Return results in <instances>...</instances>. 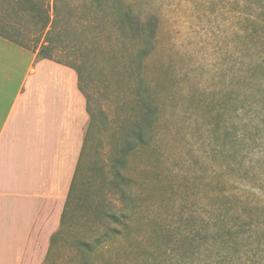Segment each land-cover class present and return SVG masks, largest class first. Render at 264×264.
Masks as SVG:
<instances>
[{"label":"rangeland","instance_id":"1","mask_svg":"<svg viewBox=\"0 0 264 264\" xmlns=\"http://www.w3.org/2000/svg\"><path fill=\"white\" fill-rule=\"evenodd\" d=\"M69 1L61 16L83 26L66 23L57 56L78 66L90 116L45 264H264V0H120L155 17L152 47L112 8L73 0V19Z\"/></svg>","mask_w":264,"mask_h":264},{"label":"crops","instance_id":"2","mask_svg":"<svg viewBox=\"0 0 264 264\" xmlns=\"http://www.w3.org/2000/svg\"><path fill=\"white\" fill-rule=\"evenodd\" d=\"M88 122L73 69L0 37V264H45Z\"/></svg>","mask_w":264,"mask_h":264},{"label":"trees","instance_id":"3","mask_svg":"<svg viewBox=\"0 0 264 264\" xmlns=\"http://www.w3.org/2000/svg\"><path fill=\"white\" fill-rule=\"evenodd\" d=\"M73 0L67 3L65 8L67 9V14L72 15L73 19L74 13L78 12L79 9H75L70 4ZM93 4L92 9L94 13L98 15L105 14L108 10L112 8L114 14L117 15L119 20V26L127 31L131 36L132 42H141L152 47L153 42L156 38V19L155 17H149L147 19H142L138 15L131 4L116 0L112 5L111 0H90ZM250 1V0H246ZM263 0H256L254 2L258 7L263 6ZM62 0H0V37L14 43L15 45L27 49L33 53H36L38 59H47L55 63L64 65L73 69L77 75V86L86 101V110L90 116L89 106L87 99L81 86V73L77 65H73L68 62H64L59 54V45L57 44V39L55 36H59L61 32H64L66 23L71 24L72 29L76 30L81 28L83 25L77 20L72 21L71 19L66 20L65 17L61 16L62 11ZM114 6V7H113ZM264 8V6H263ZM70 16L68 18H70ZM248 21V20H247ZM87 23V22H86ZM249 27V26H247ZM252 28L255 30L257 36L260 37L262 33V26L258 23H253ZM245 26H242V30H246ZM246 34V32H244ZM249 37V35H247ZM148 50L139 51L140 56L147 54ZM148 93V89L146 91ZM153 104L150 99H147L142 106L144 115L141 117V122L132 123L134 125V136L136 142L144 144L146 141V135L144 133L145 126L147 124L151 125ZM84 147L81 151L79 162L77 164L75 176L72 180L69 194L65 203V209L62 214L61 226L59 232L51 239V245L55 237L61 232L66 215L72 204V192L76 187L77 174L80 164L84 156ZM133 150V147L130 148ZM87 246L86 243H83ZM48 258V257H47ZM47 259L45 260V262Z\"/></svg>","mask_w":264,"mask_h":264}]
</instances>
